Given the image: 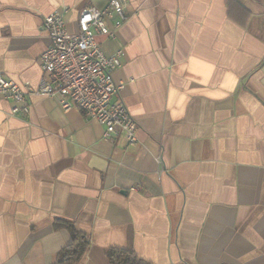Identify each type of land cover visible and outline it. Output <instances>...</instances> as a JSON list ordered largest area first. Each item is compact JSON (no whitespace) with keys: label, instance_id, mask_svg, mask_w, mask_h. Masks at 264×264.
<instances>
[{"label":"crops","instance_id":"0c3cea01","mask_svg":"<svg viewBox=\"0 0 264 264\" xmlns=\"http://www.w3.org/2000/svg\"><path fill=\"white\" fill-rule=\"evenodd\" d=\"M106 0H0V73L36 87L43 18L69 31ZM98 36L134 144L56 99L0 97V264H55L73 224L76 264L133 251L152 264H264V0H128Z\"/></svg>","mask_w":264,"mask_h":264},{"label":"built area","instance_id":"2783aa9c","mask_svg":"<svg viewBox=\"0 0 264 264\" xmlns=\"http://www.w3.org/2000/svg\"><path fill=\"white\" fill-rule=\"evenodd\" d=\"M127 1L106 0L101 7H83L75 32L67 29L60 12L46 15L42 28L49 44L40 55L38 85H18L0 73V97L13 103L10 113H27L29 97H52L61 109L77 108L86 118L96 120L103 127L105 140L122 136L128 144L136 143V122L123 102L112 101L123 87L112 77L113 70L120 65L122 51L105 55L97 42L98 36L116 37L127 18Z\"/></svg>","mask_w":264,"mask_h":264},{"label":"trees","instance_id":"16d2710c","mask_svg":"<svg viewBox=\"0 0 264 264\" xmlns=\"http://www.w3.org/2000/svg\"><path fill=\"white\" fill-rule=\"evenodd\" d=\"M56 226H64L70 233V242L59 254L55 264H76L85 252L88 241L73 224L65 221L55 222ZM111 264H152L137 256L133 251L122 248H111L107 251Z\"/></svg>","mask_w":264,"mask_h":264}]
</instances>
